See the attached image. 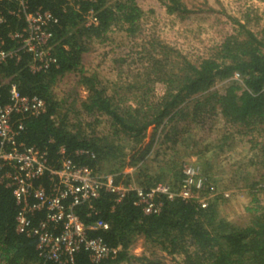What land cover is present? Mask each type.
<instances>
[{
    "label": "trees",
    "instance_id": "trees-1",
    "mask_svg": "<svg viewBox=\"0 0 264 264\" xmlns=\"http://www.w3.org/2000/svg\"><path fill=\"white\" fill-rule=\"evenodd\" d=\"M168 2V14L188 13L181 0ZM33 5L49 9L60 18L59 25L54 28L53 50L59 67L54 66L48 71L34 74L29 69V56L24 55L19 64L15 60L10 61L7 67L0 70V104L10 102V83H16L23 96L38 97L46 102L47 112L24 123L25 131L20 140L28 146L48 152L51 159L56 160L60 148L64 147L77 164L89 166L99 173L104 162L121 159L123 149L117 142L125 138L136 148L130 158L131 162L121 167L137 166L150 154L156 132L165 125V120H173L184 110L181 106L200 94L208 98L204 102H197L191 114L195 117L194 121H197L198 115L201 117L204 113L212 114L217 106L220 115L229 125L248 129L264 127V33L259 37V34L248 30L246 25L237 21L242 30L237 36L226 38L213 55L201 60L198 66L184 59L183 67L177 74L168 73L161 60L151 61L153 67L149 77L156 78L166 92L156 103L150 102L151 96L144 94L139 100V106L133 108L122 106L114 98L107 96L106 90L100 88L98 76L86 74L83 59L90 50L89 42L94 39L106 41L107 36L116 28L124 30L131 37L140 32L144 12L138 1L85 2L81 5L82 14L72 8L64 13L62 4L56 0H33ZM90 11L95 12L98 26H87ZM11 25L14 28L16 23L12 22ZM71 74L81 76L80 84L89 93L81 112L71 110V106L66 107V102L58 101L53 95V87ZM236 74L240 76L239 79L235 78ZM223 82L219 89L212 90ZM211 102H215L216 106L210 107ZM82 113L89 119H95L99 115L107 117L111 136L102 140L96 137L95 127L99 125L98 120H91L86 124L79 120L78 124H73L71 118L74 116L75 119ZM84 125L93 130L91 134H85L82 127ZM151 128L156 132L152 141L147 143L145 140ZM79 150L88 151L94 158L77 156L76 152ZM143 186L149 189L155 184ZM114 201V196L103 194L94 203L92 211L86 207L80 209L84 223L92 224L99 220L108 223V232L101 231L95 235L104 237L111 247L120 248L116 255L100 264L130 262V249L139 237H143L149 246L159 247L170 256H182L184 264H264V208L251 211L254 218L250 225L237 227L225 220H219L218 207L213 204L203 210L196 202L163 200L165 206L161 215L145 216L142 209L135 207L134 195L116 208ZM90 213L92 216L89 218L87 215ZM17 214L18 207L12 192L0 189L2 262L42 264L36 249L37 241L17 233ZM138 261L161 264L157 261L147 262L145 259ZM76 264L93 263L86 253H81Z\"/></svg>",
    "mask_w": 264,
    "mask_h": 264
},
{
    "label": "rangeland",
    "instance_id": "rangeland-1",
    "mask_svg": "<svg viewBox=\"0 0 264 264\" xmlns=\"http://www.w3.org/2000/svg\"><path fill=\"white\" fill-rule=\"evenodd\" d=\"M137 1L144 12L140 32L131 37L116 28L106 41L89 42L90 50L83 59L86 74H96L100 88L122 106L137 108L144 94L151 96L150 102L154 103L163 98L165 87L157 83L156 78L149 77L151 61L161 60L168 73L177 74L184 59L198 66L201 60L212 56L226 38L237 36L242 31L237 21L259 37L264 33V0H181L188 13L173 15L167 12L168 0ZM80 77L67 75L53 87V95L58 101L66 102V107L81 112L89 93L80 84ZM223 84H217L212 90ZM207 98L202 94L193 97L180 107L184 110L179 115L173 120L166 119L157 132L151 128L145 142L150 143L156 132L154 145L137 166L121 167L131 162L136 146L128 139H119L117 144L123 149L121 159L104 162L99 173L103 177H118L132 170L138 184L177 186L185 165L199 166L215 189L216 195L209 199V205L218 207L219 220L247 227L254 218L251 211L264 208V127L248 129L227 124L215 102L210 104V107L216 106L212 114L198 115L194 121L191 114L197 102ZM71 119L73 124H78L79 120L85 124L98 120L95 132L100 140L112 134L105 116L89 119L82 113ZM82 127L85 134L93 131L85 125ZM130 256L132 260L123 264H148L139 259L184 264L182 256H170L159 247L153 248L143 237L136 239Z\"/></svg>",
    "mask_w": 264,
    "mask_h": 264
},
{
    "label": "built area",
    "instance_id": "built-area-1",
    "mask_svg": "<svg viewBox=\"0 0 264 264\" xmlns=\"http://www.w3.org/2000/svg\"><path fill=\"white\" fill-rule=\"evenodd\" d=\"M56 1L64 13L72 8L82 14V3L97 0ZM87 20L88 27L99 25L94 11ZM12 22L16 23L14 28ZM59 23L53 11L34 7L33 0H0V70L13 60L19 64L24 55L30 57L29 69L34 74L59 67L53 53L54 28ZM9 86L10 102L0 104V189L12 192L18 207L16 231L37 241L42 264H76L81 253H86L93 264H100L120 251L95 235L108 232V223L99 220L86 224L80 216L81 208L92 211L103 194L114 196V208L134 195L135 207L145 216L161 215L163 200L196 202L203 210L208 209L209 199L216 192L199 166L185 165L177 186L160 183L147 189L136 182L132 170L118 177H103L89 166L77 164L64 147L56 161L48 152L26 145L20 140L24 123L44 115L47 104L41 98L23 96L16 83ZM76 155L94 158L86 150ZM0 264H5L1 254Z\"/></svg>",
    "mask_w": 264,
    "mask_h": 264
},
{
    "label": "crops",
    "instance_id": "crops-1",
    "mask_svg": "<svg viewBox=\"0 0 264 264\" xmlns=\"http://www.w3.org/2000/svg\"><path fill=\"white\" fill-rule=\"evenodd\" d=\"M127 171H130V170H127ZM120 178V177H119ZM140 186L144 187L143 185L140 184Z\"/></svg>",
    "mask_w": 264,
    "mask_h": 264
}]
</instances>
